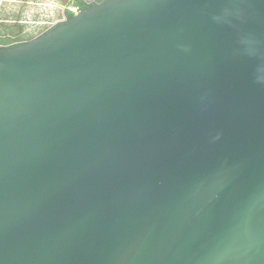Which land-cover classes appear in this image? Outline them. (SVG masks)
Here are the masks:
<instances>
[{
    "label": "water",
    "instance_id": "obj_1",
    "mask_svg": "<svg viewBox=\"0 0 264 264\" xmlns=\"http://www.w3.org/2000/svg\"><path fill=\"white\" fill-rule=\"evenodd\" d=\"M0 264H264V0H106L0 46Z\"/></svg>",
    "mask_w": 264,
    "mask_h": 264
},
{
    "label": "crops",
    "instance_id": "obj_2",
    "mask_svg": "<svg viewBox=\"0 0 264 264\" xmlns=\"http://www.w3.org/2000/svg\"><path fill=\"white\" fill-rule=\"evenodd\" d=\"M6 1L11 4L7 10L13 11L17 16L0 13V15L5 14L0 16V45L10 43L9 40L3 39V34H11L14 37L35 35V33L64 20L67 17V10H70L63 0H0V7L1 3ZM73 1L71 0V5H73ZM75 8L77 9V7ZM16 19L17 22H15Z\"/></svg>",
    "mask_w": 264,
    "mask_h": 264
},
{
    "label": "flooded vegetation",
    "instance_id": "obj_3",
    "mask_svg": "<svg viewBox=\"0 0 264 264\" xmlns=\"http://www.w3.org/2000/svg\"><path fill=\"white\" fill-rule=\"evenodd\" d=\"M95 0H89V2L90 3H92V2H94ZM67 18V17H66ZM65 18V19H66ZM63 21V20H62ZM61 22V21H60ZM59 22H57V23H55V24H53V25H51L50 27H48V28H45V29H43V30H41V32H38V33H35V35H31V36H25V37H14V36H11V34H6V35H2V37H4L3 39L4 40H9L10 41V43L8 44V43H5L6 45H0V46H16V45H19V44H22V43H24V42H26V41H28L30 38H32V37H34V36H37L38 34H41V33H43L44 31H46V30H48L49 28H51V27H53V26H55L56 24H58ZM5 30V29H4ZM3 30V31H4ZM8 31H10L9 29H7Z\"/></svg>",
    "mask_w": 264,
    "mask_h": 264
},
{
    "label": "trees",
    "instance_id": "obj_4",
    "mask_svg": "<svg viewBox=\"0 0 264 264\" xmlns=\"http://www.w3.org/2000/svg\"><path fill=\"white\" fill-rule=\"evenodd\" d=\"M106 0H95L94 2L90 3L89 0H74L73 6L77 7L78 10H85L92 7L95 3H101ZM74 12L67 10L66 15L67 18H71Z\"/></svg>",
    "mask_w": 264,
    "mask_h": 264
},
{
    "label": "rangeland",
    "instance_id": "obj_5",
    "mask_svg": "<svg viewBox=\"0 0 264 264\" xmlns=\"http://www.w3.org/2000/svg\"><path fill=\"white\" fill-rule=\"evenodd\" d=\"M64 4H66V6H68L70 9L72 8L74 10V13L76 11H78V9H76L73 5H71V0H63ZM11 6V4L6 1L4 3H1V7H0V13H5L7 16L11 15V16H17L13 13V11L7 10L9 7ZM5 14H1V15H5ZM0 15V16H1ZM45 18V17H44ZM43 18V19H44ZM36 19V18H35ZM15 22H17V19L15 20ZM20 23V22H19ZM18 24V23H17Z\"/></svg>",
    "mask_w": 264,
    "mask_h": 264
},
{
    "label": "built area",
    "instance_id": "obj_6",
    "mask_svg": "<svg viewBox=\"0 0 264 264\" xmlns=\"http://www.w3.org/2000/svg\"><path fill=\"white\" fill-rule=\"evenodd\" d=\"M70 10H71L72 12H74V10H73L72 8H71Z\"/></svg>",
    "mask_w": 264,
    "mask_h": 264
}]
</instances>
